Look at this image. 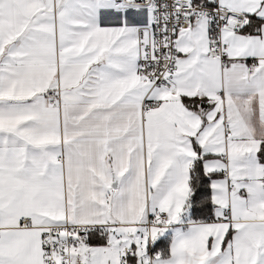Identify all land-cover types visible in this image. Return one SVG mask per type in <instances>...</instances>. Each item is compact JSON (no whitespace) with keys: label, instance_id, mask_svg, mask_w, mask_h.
<instances>
[{"label":"snow or ice","instance_id":"obj_1","mask_svg":"<svg viewBox=\"0 0 264 264\" xmlns=\"http://www.w3.org/2000/svg\"><path fill=\"white\" fill-rule=\"evenodd\" d=\"M0 264H264V0H0Z\"/></svg>","mask_w":264,"mask_h":264}]
</instances>
